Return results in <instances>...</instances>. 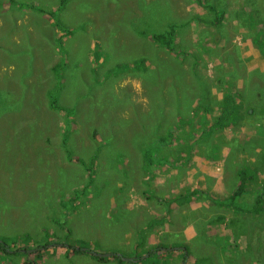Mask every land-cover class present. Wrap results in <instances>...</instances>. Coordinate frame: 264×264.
<instances>
[{
  "label": "rangeland",
  "instance_id": "rangeland-1",
  "mask_svg": "<svg viewBox=\"0 0 264 264\" xmlns=\"http://www.w3.org/2000/svg\"><path fill=\"white\" fill-rule=\"evenodd\" d=\"M263 20L264 0H0V264H264V204L232 208L264 182ZM172 25L168 52L149 34Z\"/></svg>",
  "mask_w": 264,
  "mask_h": 264
},
{
  "label": "trees",
  "instance_id": "trees-1",
  "mask_svg": "<svg viewBox=\"0 0 264 264\" xmlns=\"http://www.w3.org/2000/svg\"><path fill=\"white\" fill-rule=\"evenodd\" d=\"M61 4V1H60ZM208 11L211 12V7H207ZM58 9V8H57ZM213 10V9H212ZM223 15V14H222ZM211 16V15H210ZM209 22L214 25L215 27H218L221 24V18L217 21H211V19L209 20ZM263 24H264V20H263ZM263 26H261L262 28ZM175 36H176V29L175 27L172 25L170 26L166 31H150V39L151 41L165 49L168 52H174L175 50ZM259 40L261 41V50L262 52H264V38H261L259 36ZM48 106L51 109L54 110H62L63 108L59 107L57 102L51 97V94L48 96ZM236 114H237V104H236V100H235V95L234 93H232L231 91H226L223 96L222 99L219 102V114L217 115L214 123H213V128L214 129H218V130H225L228 127H230L235 119H236ZM67 137H68V130L66 129L65 131L62 132V143L65 145L67 142ZM158 145H160L159 141L155 140L151 146H153L154 151L158 150ZM163 145V144H162ZM161 145V146H162ZM151 148H147L146 150L143 151V157H144V161H145V165L149 166L152 163V151ZM238 176H239V180L240 183L239 185H243L245 184V181H251L254 182L255 176H253V174L249 173L246 169L242 168L239 172H238ZM248 195L252 196L254 198V202H255V206H250V207H239V205H237V201H234L233 204V210L238 211L239 209L241 211H255L257 208L258 203L261 201L264 204V182L260 185L259 188H257L254 191L251 192H246ZM243 194V188L240 189V191L236 192V194H234V198L237 195H242ZM10 245H8L6 243L5 240L1 239L0 240V250L1 249H10ZM22 249V248H18L17 250ZM25 249V248H24ZM16 250V251H17ZM73 252L80 250V248H76V247H72ZM83 251V250H81ZM87 253H90L91 250L90 249H85L84 250ZM29 251L27 249L24 250L25 254H28ZM96 257V256H95ZM119 261H121V258H118Z\"/></svg>",
  "mask_w": 264,
  "mask_h": 264
},
{
  "label": "crops",
  "instance_id": "crops-1",
  "mask_svg": "<svg viewBox=\"0 0 264 264\" xmlns=\"http://www.w3.org/2000/svg\"><path fill=\"white\" fill-rule=\"evenodd\" d=\"M210 15V14H209ZM222 19H223V15H222V17H221V24L218 26V28L219 27H221L222 26ZM209 20H210V17L208 18V24L209 25H211V26H213V27H215L214 25H212L210 22H209ZM242 30V29H241ZM243 31V30H242ZM150 35V34H149ZM217 42V40L215 41V43ZM225 43V41H223V40H218V45L219 44H221V45H223ZM155 45V44H154ZM255 45H257L256 43H255ZM157 46V45H156ZM158 47V46H157ZM252 55L251 54H249L248 52H247V50H245L244 49V52L247 54L246 56H244V57H249V58H251L250 60H249V63L250 64H255V63H258V61H259V56L261 57V53L258 51V49H257V51L254 49V47H252ZM261 54V55H260ZM229 71V70H228ZM232 73L235 71V67L233 66V68H232V70H230ZM241 81V80H240ZM226 91H231L232 93H234L235 94V92H234V90L232 89V90H226ZM226 91H224V93L226 92ZM223 93V94H224ZM223 94H222V96H223ZM222 96H220L219 98V100H221L222 99ZM237 103V102H236ZM217 114H216V117H217V115L219 114V111H218V109H217ZM195 158V157H194ZM196 162H197V160H196ZM207 164V163H206ZM202 165V168H199V170L202 172V175L198 178V181L200 182V185H201V187H204V184H206L207 182H208V180H210L209 179V175H211L210 174V171H209V169L207 168V167H205V164L204 163H202L201 164ZM207 166H208V164H207ZM204 167V168H203ZM237 175H238V173H237ZM214 176H215V174H214ZM264 178V177H263ZM248 182H251L250 180L249 181H245V183H248ZM240 183V180H239V182H238V184ZM257 188H259V187H257ZM257 188H255L254 190H256ZM203 190L205 189V188H202ZM204 192V191H203ZM246 192H251V191H248V190H246ZM232 207H233V205H232ZM239 212H241V210L239 209L238 210ZM151 226H153V224H151ZM213 235H221V233H222V228H221V225H219L218 223H216V218L213 220V227H211V228H209L208 229ZM182 233H183V235L186 237V238H188V239H192V238H194V231H193V229L191 228V227H189V226H187V227H185L184 228V232L182 231ZM225 235L226 236H229V235H231V231L230 230H225ZM152 239H153V235H151L150 236V238L148 239V242L146 243V244H144V249H143V251H142V254H145L141 259H138L137 257H130V258H132V259H134V261L133 262H136V261H140V260H143L145 257H147V256H149L150 254H157V252L159 251V250H161V249H159V248H157V249H153V246H154V241H153V243H152ZM148 243H152V245L151 246H147V244ZM202 246L204 245L203 243L201 244ZM162 250H165V248H162ZM91 253V252H90ZM187 253V252H186ZM239 253H241L240 252V250H239ZM92 254V253H91ZM238 264H240V263H238Z\"/></svg>",
  "mask_w": 264,
  "mask_h": 264
},
{
  "label": "water",
  "instance_id": "water-1",
  "mask_svg": "<svg viewBox=\"0 0 264 264\" xmlns=\"http://www.w3.org/2000/svg\"><path fill=\"white\" fill-rule=\"evenodd\" d=\"M83 251L85 249H82ZM94 256H97V257H108V256H111V254H106V253H97V252H91ZM123 260L125 261H134V259L132 258H122Z\"/></svg>",
  "mask_w": 264,
  "mask_h": 264
}]
</instances>
